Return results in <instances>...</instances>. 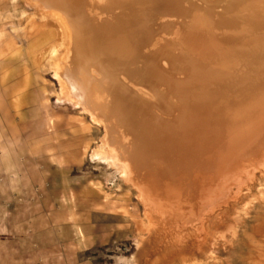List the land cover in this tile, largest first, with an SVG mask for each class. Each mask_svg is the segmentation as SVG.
Instances as JSON below:
<instances>
[{
  "label": "bare ground",
  "instance_id": "obj_1",
  "mask_svg": "<svg viewBox=\"0 0 264 264\" xmlns=\"http://www.w3.org/2000/svg\"><path fill=\"white\" fill-rule=\"evenodd\" d=\"M40 1L70 36L64 93L107 123L142 205L123 219L183 263L206 254L209 224L264 193V0Z\"/></svg>",
  "mask_w": 264,
  "mask_h": 264
},
{
  "label": "rangeland",
  "instance_id": "obj_2",
  "mask_svg": "<svg viewBox=\"0 0 264 264\" xmlns=\"http://www.w3.org/2000/svg\"><path fill=\"white\" fill-rule=\"evenodd\" d=\"M41 3L0 0V179L22 184L26 228L35 232L25 237L40 249L41 264H264V193L250 213L210 223L211 255L187 253L184 263L123 219L142 216V205L108 157L107 123L64 93L70 36L45 18ZM153 11L160 19L153 8L142 16ZM168 31L174 38L175 27Z\"/></svg>",
  "mask_w": 264,
  "mask_h": 264
},
{
  "label": "crops",
  "instance_id": "obj_3",
  "mask_svg": "<svg viewBox=\"0 0 264 264\" xmlns=\"http://www.w3.org/2000/svg\"><path fill=\"white\" fill-rule=\"evenodd\" d=\"M22 184L0 179V264H41V251L26 241L27 203ZM33 205L30 204V207Z\"/></svg>",
  "mask_w": 264,
  "mask_h": 264
}]
</instances>
